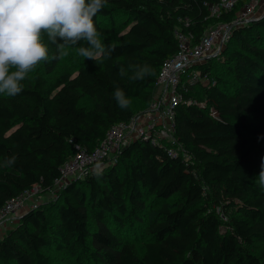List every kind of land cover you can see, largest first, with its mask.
<instances>
[{
	"label": "trees",
	"instance_id": "obj_1",
	"mask_svg": "<svg viewBox=\"0 0 264 264\" xmlns=\"http://www.w3.org/2000/svg\"><path fill=\"white\" fill-rule=\"evenodd\" d=\"M216 1L108 0L94 23L114 48L111 58H83L75 76L46 75L60 59H51L56 47L45 38V72L17 96H0V208L35 187L53 190L75 144L93 149L138 112L135 99L145 108L162 64L178 51L176 29L197 41L234 17L238 8L210 17L207 3ZM118 16L126 23L116 24ZM130 63H147L154 75L121 78ZM199 68L216 84L191 92L219 116L199 104L176 107L175 135L193 162L148 140L132 142L117 163L29 207L0 237V264H53L52 249L75 264H264V191L256 180L264 162V14L236 28ZM116 86L131 100L127 110L113 98Z\"/></svg>",
	"mask_w": 264,
	"mask_h": 264
},
{
	"label": "built area",
	"instance_id": "obj_2",
	"mask_svg": "<svg viewBox=\"0 0 264 264\" xmlns=\"http://www.w3.org/2000/svg\"><path fill=\"white\" fill-rule=\"evenodd\" d=\"M207 6L212 18L238 9L232 20L211 25L197 41L193 33L176 29L178 51L162 64L149 104L129 120L113 124L93 149L75 144L76 151L63 165L61 178L57 180V184H60L58 190L70 180L93 176L117 163L122 150L136 140L166 146L172 155H181L193 162L192 156L175 135L176 107L181 102L199 104L208 108L211 116H219L216 107L207 105V98L200 99L203 97L191 92L192 87L200 83L203 86L216 84V80L203 73L199 66L220 55L236 28L264 14V0H217L207 3ZM39 188L35 187L7 201L0 208V225Z\"/></svg>",
	"mask_w": 264,
	"mask_h": 264
},
{
	"label": "clouds",
	"instance_id": "obj_3",
	"mask_svg": "<svg viewBox=\"0 0 264 264\" xmlns=\"http://www.w3.org/2000/svg\"><path fill=\"white\" fill-rule=\"evenodd\" d=\"M107 3L108 0H0V96L20 94L29 74L49 61L47 42L56 47L51 57L54 60L67 56L68 49L88 60L110 59L114 48L102 43V34L94 23V17ZM129 71L131 81L154 75L147 63H130L127 70L121 67L118 75L123 78ZM113 98L121 110L129 108L131 100L119 86ZM14 162V157L7 159L5 166ZM258 185L264 191V162Z\"/></svg>",
	"mask_w": 264,
	"mask_h": 264
},
{
	"label": "rangeland",
	"instance_id": "obj_4",
	"mask_svg": "<svg viewBox=\"0 0 264 264\" xmlns=\"http://www.w3.org/2000/svg\"><path fill=\"white\" fill-rule=\"evenodd\" d=\"M125 19L126 17L124 16H118L117 18H115V22L116 24H120L124 21L126 23ZM108 22L110 21L107 20L104 23L106 24ZM101 40H102V43L106 41V39L102 36H101ZM111 40L113 41L114 37H112ZM67 51H68V55L62 57L58 61L55 69L51 73L46 74L49 78L54 79L55 77H57L58 75L62 73H69L72 76H75L77 74L78 67L80 66V63L82 62L83 57H80L72 49H68ZM44 72H45V69L43 68V64L41 63L40 65L37 66V68L33 72L29 74L28 78L23 83L31 84L36 74L44 73ZM142 108H143V103L140 100L135 99L134 101L135 111L139 112L144 109ZM0 166H1V162H0ZM258 174L259 172L257 173V176H256L257 182H258ZM59 187H60V184H57L55 186V191L54 190H42L39 188L37 192H34L30 196H28L27 199L23 201V204L19 208H17L14 212L9 214L10 218L0 225V237H2L6 233L8 228H10L11 226H14L18 222L21 215L24 212H26V210L29 207H32L37 204L44 203V202H47L53 199ZM214 208L221 216L223 215L222 216L223 219L227 220L229 218V216L228 217L225 216V210L220 204H214ZM234 211L235 209L231 210L228 215H230ZM46 252L50 256L53 264H75L74 258L67 251L52 249Z\"/></svg>",
	"mask_w": 264,
	"mask_h": 264
},
{
	"label": "crops",
	"instance_id": "obj_5",
	"mask_svg": "<svg viewBox=\"0 0 264 264\" xmlns=\"http://www.w3.org/2000/svg\"><path fill=\"white\" fill-rule=\"evenodd\" d=\"M11 227H12V226H11ZM8 229H9V228H8ZM8 229H7V230H8Z\"/></svg>",
	"mask_w": 264,
	"mask_h": 264
}]
</instances>
